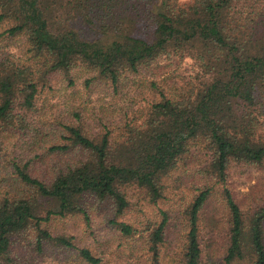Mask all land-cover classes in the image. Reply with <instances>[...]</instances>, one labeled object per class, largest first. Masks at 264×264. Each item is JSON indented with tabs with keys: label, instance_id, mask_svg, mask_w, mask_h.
<instances>
[{
	"label": "trees",
	"instance_id": "trees-1",
	"mask_svg": "<svg viewBox=\"0 0 264 264\" xmlns=\"http://www.w3.org/2000/svg\"><path fill=\"white\" fill-rule=\"evenodd\" d=\"M0 28V181H14L0 197V254L31 227L40 249L45 241L78 248L74 236L53 235L42 223L80 212L89 226L88 197L122 215L133 186L158 201L165 177L193 148L209 152V173L220 183L232 161L264 162V0H0ZM187 58L210 81L162 86L157 70ZM133 86L156 95L141 119L116 121L93 103L94 90L119 95ZM88 120L101 129L93 132ZM14 140L22 151L8 153ZM224 187L225 264L248 250L253 264H264V205L247 225ZM211 192L202 189L191 204L184 264H201L199 214ZM114 222L126 236L136 231ZM167 222L166 215L146 229L154 255ZM79 253L101 262L87 247Z\"/></svg>",
	"mask_w": 264,
	"mask_h": 264
},
{
	"label": "rangeland",
	"instance_id": "rangeland-1",
	"mask_svg": "<svg viewBox=\"0 0 264 264\" xmlns=\"http://www.w3.org/2000/svg\"><path fill=\"white\" fill-rule=\"evenodd\" d=\"M179 1L188 3L191 0ZM157 71L160 73L157 74V79L162 86L171 87L176 83L182 85L191 77L199 85L210 81V75L205 76L191 58ZM59 82L58 88L62 92L58 94H62L65 86L63 80ZM82 83L83 78L77 81L76 88L83 89ZM94 91L93 103L97 107L109 109L116 121L141 119L148 103L156 96L153 92L145 91V88L140 92L136 86L119 95H113L107 88ZM63 115L66 116L67 113L63 112ZM88 122L93 132L101 129L97 122ZM114 128L118 130V134L125 131L124 127ZM260 134L264 141V127ZM7 147L8 153L22 151L21 143L16 140ZM52 159L58 160L54 157ZM209 163L210 155L206 149L193 148L180 159L177 168L165 177L162 198L153 201L146 189L133 186L130 188L131 205L122 215H115L110 201L91 203L92 199L88 197L86 207H89L91 216L89 226L80 212L54 216L50 221L42 223V227L53 235L74 236L78 248H66L54 241H45L40 249L37 247L34 228L31 227L27 234L16 236L8 255L0 254V264H91L80 256L79 248L83 247L89 248L101 258L99 264H184L191 204L202 189L207 187H211L212 192L199 214V234L203 249L201 264H225L229 246L230 213L225 203L224 186L233 193L242 208L246 224L249 225L254 213L264 205V162L253 164L232 161L226 183H220L209 173ZM3 172L1 171L0 178ZM13 183V179L4 183L0 181V197L14 186ZM48 206L52 205L47 203L43 206L42 215L46 214ZM166 215L168 222L164 241L158 244V253L154 255L148 242L151 230L146 229L157 227ZM115 220L132 224L136 229L135 233L131 236L124 235ZM252 259V253L248 250L243 259L235 260L232 264H253Z\"/></svg>",
	"mask_w": 264,
	"mask_h": 264
}]
</instances>
